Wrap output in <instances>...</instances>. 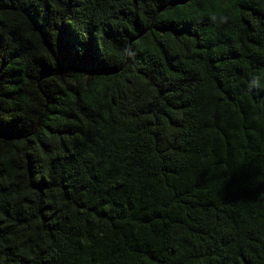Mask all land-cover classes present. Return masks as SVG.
Returning <instances> with one entry per match:
<instances>
[{
	"label": "trees",
	"instance_id": "16d2710c",
	"mask_svg": "<svg viewBox=\"0 0 264 264\" xmlns=\"http://www.w3.org/2000/svg\"><path fill=\"white\" fill-rule=\"evenodd\" d=\"M0 264H264V0H0Z\"/></svg>",
	"mask_w": 264,
	"mask_h": 264
}]
</instances>
